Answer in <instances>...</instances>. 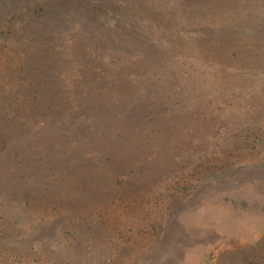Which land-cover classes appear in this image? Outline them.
Wrapping results in <instances>:
<instances>
[{
    "label": "rangeland",
    "instance_id": "obj_1",
    "mask_svg": "<svg viewBox=\"0 0 264 264\" xmlns=\"http://www.w3.org/2000/svg\"><path fill=\"white\" fill-rule=\"evenodd\" d=\"M0 264H264V0H0Z\"/></svg>",
    "mask_w": 264,
    "mask_h": 264
},
{
    "label": "trees",
    "instance_id": "obj_2",
    "mask_svg": "<svg viewBox=\"0 0 264 264\" xmlns=\"http://www.w3.org/2000/svg\"><path fill=\"white\" fill-rule=\"evenodd\" d=\"M71 182H74V180H72ZM64 187V189H67V188H65V185L63 186ZM93 192H89V193H87V194H92ZM81 194H83V193H81ZM87 194H84V195H87Z\"/></svg>",
    "mask_w": 264,
    "mask_h": 264
}]
</instances>
